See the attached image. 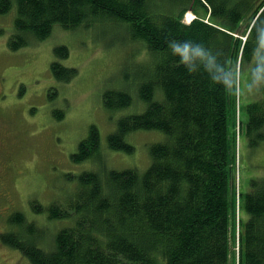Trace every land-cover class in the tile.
Returning <instances> with one entry per match:
<instances>
[{"label":"trees","instance_id":"1","mask_svg":"<svg viewBox=\"0 0 264 264\" xmlns=\"http://www.w3.org/2000/svg\"><path fill=\"white\" fill-rule=\"evenodd\" d=\"M11 8V0H0V15ZM15 8L11 50L44 40L55 25L75 30L99 21L125 24L130 39L148 54L136 78L138 102L145 108L118 121L108 147L132 153L125 137L136 131H158L165 139L150 145V163L142 173H81L65 204L48 209L50 219L70 221L48 249L40 245L43 231L18 212L9 217L12 228L0 235L1 243L29 264H231V220L242 204L237 264H264V179L250 180L237 202L231 93L214 84L202 67L189 73L165 40L202 44L226 71L233 62H239L240 71L249 62L252 69V25L262 26L264 0H15ZM188 11L196 18L185 23ZM54 54L69 55L65 46L54 48ZM50 69L57 81L77 75L57 61ZM103 101L117 110L133 98L130 91L109 90ZM246 113L244 133L249 147H257L264 140V98L249 103ZM98 148L92 127L72 159L94 157Z\"/></svg>","mask_w":264,"mask_h":264},{"label":"rangeland","instance_id":"2","mask_svg":"<svg viewBox=\"0 0 264 264\" xmlns=\"http://www.w3.org/2000/svg\"><path fill=\"white\" fill-rule=\"evenodd\" d=\"M11 1V10L0 15V158L3 165L0 175L4 194L0 197V235L12 228L9 217L22 213L27 222L35 223L43 231L40 245L48 249L56 233L70 223L65 219H50L48 209L65 204L81 173L102 174L101 169H136L142 173L150 163V145L163 142L165 136L158 131L129 134L125 140L133 146L132 153L108 147V136L116 131L118 121L140 114L145 108L138 102L136 78L143 72L142 62L148 60V54L130 39L125 24L99 21L75 30L55 25L44 40H30L26 46L11 50L9 40L16 33L15 0ZM193 17L189 12L183 21L187 23ZM58 46L68 49L67 58L55 56L54 48ZM54 61L76 69L77 75L68 82L57 81L50 69ZM251 65L246 63L238 73V62H233L229 69L238 73L242 92L250 82ZM109 90L130 91L133 103L117 110L106 108L103 94ZM230 93L236 118L231 136L238 202L239 195L248 192L250 180L264 179V140L250 148L244 133L246 106L261 100L263 91L255 97ZM92 127L98 132V151L94 157L76 162L73 155L79 143L88 139ZM243 210L242 204L236 205L231 220V264H237L238 216L245 221ZM0 264H29V261L0 241Z\"/></svg>","mask_w":264,"mask_h":264},{"label":"clouds","instance_id":"3","mask_svg":"<svg viewBox=\"0 0 264 264\" xmlns=\"http://www.w3.org/2000/svg\"><path fill=\"white\" fill-rule=\"evenodd\" d=\"M260 24L261 27H257L256 24L252 25L256 29V46L252 53L255 63L250 71V82L245 85L243 92L240 87L239 75L235 69L226 71L224 67L218 65L216 57L202 44L191 40L181 42L167 37L165 40L170 54L178 58L179 64L184 66L189 73H196L198 67H202L214 84L222 85L236 96L240 93L255 97L256 93H260L264 87V21H261ZM261 98H264V94Z\"/></svg>","mask_w":264,"mask_h":264},{"label":"flooded vegetation","instance_id":"4","mask_svg":"<svg viewBox=\"0 0 264 264\" xmlns=\"http://www.w3.org/2000/svg\"><path fill=\"white\" fill-rule=\"evenodd\" d=\"M2 155H6V154L5 153H2ZM1 162H2V159L0 160V173H1V166H3V165H1ZM4 169L6 171V169H7V166L6 165H4ZM1 177H2V175H0V197L4 195L3 194V191L1 190V183H2V178Z\"/></svg>","mask_w":264,"mask_h":264},{"label":"crops","instance_id":"5","mask_svg":"<svg viewBox=\"0 0 264 264\" xmlns=\"http://www.w3.org/2000/svg\"><path fill=\"white\" fill-rule=\"evenodd\" d=\"M202 14V13H201ZM203 18H207L208 17V15H207V17L206 16H202Z\"/></svg>","mask_w":264,"mask_h":264},{"label":"bare ground","instance_id":"6","mask_svg":"<svg viewBox=\"0 0 264 264\" xmlns=\"http://www.w3.org/2000/svg\"><path fill=\"white\" fill-rule=\"evenodd\" d=\"M192 20H190L189 22H191ZM189 22H187V23H189ZM244 39H245V37H244Z\"/></svg>","mask_w":264,"mask_h":264}]
</instances>
